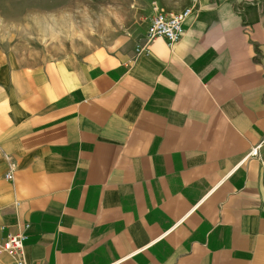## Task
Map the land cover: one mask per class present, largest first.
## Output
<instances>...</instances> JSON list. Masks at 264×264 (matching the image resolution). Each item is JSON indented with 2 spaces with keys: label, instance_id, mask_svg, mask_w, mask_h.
<instances>
[{
  "label": "crops",
  "instance_id": "0c3cea01",
  "mask_svg": "<svg viewBox=\"0 0 264 264\" xmlns=\"http://www.w3.org/2000/svg\"><path fill=\"white\" fill-rule=\"evenodd\" d=\"M193 7L172 46L0 64V241L28 224L26 264H264V0Z\"/></svg>",
  "mask_w": 264,
  "mask_h": 264
},
{
  "label": "rangeland",
  "instance_id": "374dc122",
  "mask_svg": "<svg viewBox=\"0 0 264 264\" xmlns=\"http://www.w3.org/2000/svg\"><path fill=\"white\" fill-rule=\"evenodd\" d=\"M188 0H0V64L56 60L77 67L97 47L146 30L155 10L176 13ZM264 158V148L258 149Z\"/></svg>",
  "mask_w": 264,
  "mask_h": 264
},
{
  "label": "built area",
  "instance_id": "2783aa9c",
  "mask_svg": "<svg viewBox=\"0 0 264 264\" xmlns=\"http://www.w3.org/2000/svg\"><path fill=\"white\" fill-rule=\"evenodd\" d=\"M191 5L176 13H166L162 10H155V15L150 19L146 27V40L151 41L155 38H163L169 46L177 43L184 34L183 25L186 20L193 14V5L196 0H190ZM250 155L257 157L261 165L262 180L264 183V158L254 148ZM11 179V174L5 176ZM29 225L25 224L24 229L17 233H8L0 241V254H7L9 257L8 264H26L24 258L23 242L26 239V231Z\"/></svg>",
  "mask_w": 264,
  "mask_h": 264
}]
</instances>
